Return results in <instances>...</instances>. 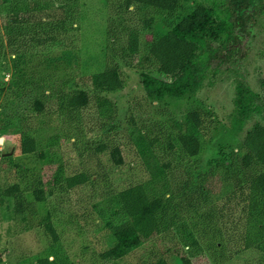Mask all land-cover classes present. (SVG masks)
Here are the masks:
<instances>
[{
    "label": "rangeland",
    "instance_id": "374dc122",
    "mask_svg": "<svg viewBox=\"0 0 264 264\" xmlns=\"http://www.w3.org/2000/svg\"><path fill=\"white\" fill-rule=\"evenodd\" d=\"M200 2L201 0H181L179 9L174 12L144 9L138 14H127L125 29L130 28L131 33L136 30L142 32L141 39L145 42V39L151 37L147 32L149 27L144 23L145 19H149L152 38L157 39L174 28ZM61 4L80 13V29H71L68 26L66 31L60 29V34L57 33V46L45 52L35 46L36 44L30 43L29 36L16 38L15 47L12 49L11 39L18 37L20 30L26 28V24L20 23L17 26L10 22L11 17L18 15L26 20L30 18L31 21L36 18L45 23L48 14L60 13L58 8ZM112 5V0H12L7 4L0 0V130H6L0 135L5 136L3 153L14 148L13 153L6 156L7 159L0 158V197L6 187L18 184L26 211L25 221L17 219L14 217L15 199L6 197L3 201L0 200L1 264H38L37 256L51 255L50 258H54V250L58 256H64L75 264H102L98 262L95 251L99 252L97 247L108 248L114 242L109 232L104 230L105 222L111 219V212L105 210L102 213L93 207V203H102L109 192H117L141 182L149 174L135 148L129 144L128 122L131 115H135L137 121L148 122L151 127L159 126L157 122L161 121L168 130L174 119L182 121L175 130L183 133L192 131L191 125L184 123V118L190 110L197 111L202 120L204 119V134L198 132L201 140L198 156L183 167L169 172L178 202L198 203L201 200L202 188L204 191L210 190L209 201H215L212 206L223 205L230 196L234 202H239L241 200L237 194L233 196L237 178L240 176L245 179L255 168L259 169L256 166L248 169L244 167L245 152L242 149V140L247 131L256 124H264L262 114H256L250 119L234 140L221 139L222 132H225L231 122L234 108L235 75L229 70L232 65L220 64L219 72L211 77L193 99L150 100L146 97L141 82L142 70L131 64L132 59L121 54L123 41H118L120 35H116L115 39L108 37ZM14 6L17 10L12 12ZM135 26H138V29ZM109 43L111 48L108 50ZM241 47L245 53L241 59L245 81L253 91L264 97V12L256 17L255 23L248 22L247 34L242 37ZM107 58L108 61L118 63L120 75L124 80V88L121 91L107 94L119 108L118 117L112 123L100 117L94 101L97 92L92 91L91 86L85 84L82 79L103 70ZM217 63L218 60H214L213 66H217ZM148 70L160 78H165L156 68ZM79 87L91 89V98L87 108L78 116L61 108L58 99H52L45 104L43 113L35 111L33 100L41 96L42 92L49 93L53 88H57V92L73 91ZM130 109L131 112L128 113ZM155 109L157 112L154 115H145ZM21 120L25 130L32 128L31 132L36 135L41 144L40 148L48 152L50 159L43 158L40 152H16V128ZM166 120L168 122L165 123ZM113 127L116 129L113 130ZM158 129L160 128L155 130ZM49 140L53 141L54 145L48 144ZM75 141L78 142L76 146ZM88 143L91 144V150H85ZM101 143L108 145L107 149L98 155L94 154V148ZM220 144L224 145L223 148H220ZM116 145L122 150V166L111 159V149ZM82 152L84 153L81 155ZM60 163L65 165L66 175L85 173L95 179L98 172L105 171L109 175L111 185L100 187L103 186L102 183H97L96 188L91 181H86L85 184L74 188L64 200L69 213H78L85 208H89L92 213L88 215L87 223H64L57 226L61 240L53 243V236L41 224L42 218L48 212V204L37 201L34 191L40 187L41 180L48 173L53 174ZM48 165H54V168ZM244 205L242 201L237 212L226 220L228 225L225 228L231 239L244 233ZM190 209L188 208V211ZM181 235L186 237L184 239L193 238ZM238 245L239 243L233 241L228 248H236ZM162 246L164 243L159 239L147 242L122 259L109 264H145L153 256H159ZM254 251H242L232 261L226 259L223 264H262L261 253ZM167 259L168 264L178 262L173 257Z\"/></svg>",
    "mask_w": 264,
    "mask_h": 264
},
{
    "label": "trees",
    "instance_id": "16d2710c",
    "mask_svg": "<svg viewBox=\"0 0 264 264\" xmlns=\"http://www.w3.org/2000/svg\"><path fill=\"white\" fill-rule=\"evenodd\" d=\"M112 1L113 12L110 13L112 19L109 21L108 37L115 39L116 35H120L118 41H123L122 56L132 59L131 64L142 70L140 77L146 97L153 101H162L165 98L193 99L211 77L219 72L218 66L227 63L232 65L229 70L235 75L236 91L231 122L225 132H222L221 139L234 140L256 114L264 116V97L250 88L241 70V59L245 54L241 47L242 37L247 34L248 22L255 23L256 17L264 12V0H201L191 13L157 39L152 38L151 21L145 19L144 23L149 27L147 32L151 36L145 39V42L141 39L142 32L135 29L136 31L131 33L130 28L125 29L126 15L138 14L144 9L174 12L179 9L181 0ZM9 2L12 0H3L4 4ZM63 4L58 8L59 14H48V18L45 17V23L36 18L31 21L30 18L26 20L18 15L11 17L10 22L17 26L20 23L26 24V28L20 30L19 36L11 39L12 49L15 47L16 38L29 36L30 43L36 44L35 46L45 52L57 46L60 29L66 31L67 26L80 29V13ZM16 10L17 7L14 6L12 12ZM135 27L138 29V26ZM139 27L141 29V26ZM110 48L109 43L108 50ZM108 60L107 58L103 70L82 79L85 84L91 86L92 91L97 92L94 101L100 117L112 123L118 117L119 108L107 94L121 91L124 88V80L120 75L118 63ZM214 60H218L217 66H213ZM154 68L165 78H160L148 70ZM262 86L264 88V80ZM90 90L79 87L73 91L57 92L58 89L53 88L49 93L45 91L41 96H37L33 100V106L36 112L43 113L45 104L52 99H58L61 108L78 116L90 103ZM130 112L131 109L128 113ZM156 112L155 109L145 115L151 116ZM19 123L16 128V152H40L43 158L50 159L48 152L40 148L41 144L31 132L32 128L27 131L22 127L24 122L21 120L20 125ZM184 123L191 125V133L176 131L175 128L182 124V121L178 122L176 119L168 130L161 121L157 122L159 126L151 127L148 122L137 121L135 115L130 116L129 144L133 145L149 174L141 182L117 192H109L102 203H93V207L102 213L105 210L111 212V219L105 222L104 230L109 232L114 241L108 248L97 247L99 252L95 251V254L99 263L109 264L122 259L143 244L159 239L164 243L159 250V256H153L145 264H168V257L177 259L175 264H223L226 259L232 261L240 252L250 250L260 252V262L264 264V124H256L247 131L242 140V149L245 152L244 167L248 169L256 166L259 169L255 168L250 176L245 173V179L240 176L237 178L233 196L237 194L241 201L234 202L230 196L223 205L212 206L215 201H209L210 190L204 191L202 188L201 200L198 203L190 201L188 206L177 201L169 172L183 167L198 156L201 149L199 134H204L206 125L204 126V119L202 120L194 110L186 114ZM157 127L160 128L158 131L155 130ZM115 129L116 127H113V130ZM4 130L2 128L0 133L4 134ZM48 144L54 145L53 141ZM74 144L76 146L78 142L75 141ZM223 146L220 144V148ZM107 147L108 145L101 143L94 148V154L104 152ZM86 148L85 150H91V144L88 143ZM111 159L117 165H124L119 145L112 147ZM48 166L54 168V165ZM95 179L85 173L66 175L65 165L60 163L53 174L48 173L41 180L34 196L37 201L48 204V212L42 218L41 224L53 236V243L61 240L57 226L64 223H87L91 210L85 208L78 213H69L64 200L74 188L85 184L86 181H91L94 187L97 183H102L103 186L100 187L111 185L109 175L105 171L98 172ZM6 197L15 199L14 217L25 221V204L20 196L19 185L6 187L0 200L3 201ZM242 201L245 203V221L242 225L244 233L231 239L225 228L228 225L226 220L237 212ZM188 208H191L190 211ZM193 211L195 213L191 214ZM181 234L193 238L184 239L186 237ZM233 241L239 243L238 247L228 248ZM52 255L54 258H50L51 255L37 256V263L75 264L64 256H58L56 250Z\"/></svg>",
    "mask_w": 264,
    "mask_h": 264
},
{
    "label": "water",
    "instance_id": "95a60500",
    "mask_svg": "<svg viewBox=\"0 0 264 264\" xmlns=\"http://www.w3.org/2000/svg\"><path fill=\"white\" fill-rule=\"evenodd\" d=\"M5 142V136L4 135H0V158L2 157H6L7 155H10L13 153V150L14 148L10 151V152H2V147H3V144Z\"/></svg>",
    "mask_w": 264,
    "mask_h": 264
}]
</instances>
